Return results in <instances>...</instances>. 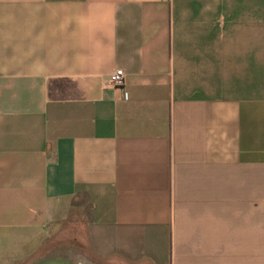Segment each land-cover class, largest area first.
<instances>
[{"label":"crops","instance_id":"crops-1","mask_svg":"<svg viewBox=\"0 0 264 264\" xmlns=\"http://www.w3.org/2000/svg\"><path fill=\"white\" fill-rule=\"evenodd\" d=\"M54 251L264 264V0H0V264Z\"/></svg>","mask_w":264,"mask_h":264},{"label":"bare ground","instance_id":"bare-ground-1","mask_svg":"<svg viewBox=\"0 0 264 264\" xmlns=\"http://www.w3.org/2000/svg\"><path fill=\"white\" fill-rule=\"evenodd\" d=\"M46 261L65 262L67 264H89L81 255L68 251H54L47 258L41 259L39 264Z\"/></svg>","mask_w":264,"mask_h":264},{"label":"built area","instance_id":"built-area-1","mask_svg":"<svg viewBox=\"0 0 264 264\" xmlns=\"http://www.w3.org/2000/svg\"><path fill=\"white\" fill-rule=\"evenodd\" d=\"M124 83V74L122 70H116L113 74H111L108 85L112 87H121Z\"/></svg>","mask_w":264,"mask_h":264},{"label":"water","instance_id":"water-1","mask_svg":"<svg viewBox=\"0 0 264 264\" xmlns=\"http://www.w3.org/2000/svg\"><path fill=\"white\" fill-rule=\"evenodd\" d=\"M50 254H51V253H49V254H47L46 256H44V257H42V258L36 260L33 264H39V261H40L41 259H45V258H47ZM40 264H67V263H65V262H58V261H46V262H44V263H40Z\"/></svg>","mask_w":264,"mask_h":264},{"label":"rangeland","instance_id":"rangeland-1","mask_svg":"<svg viewBox=\"0 0 264 264\" xmlns=\"http://www.w3.org/2000/svg\"><path fill=\"white\" fill-rule=\"evenodd\" d=\"M73 249H74V247H73Z\"/></svg>","mask_w":264,"mask_h":264}]
</instances>
